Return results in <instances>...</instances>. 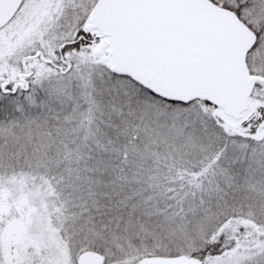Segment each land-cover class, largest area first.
I'll return each instance as SVG.
<instances>
[{
  "label": "snow or ice",
  "instance_id": "snow-or-ice-1",
  "mask_svg": "<svg viewBox=\"0 0 264 264\" xmlns=\"http://www.w3.org/2000/svg\"><path fill=\"white\" fill-rule=\"evenodd\" d=\"M0 264H264V0H0Z\"/></svg>",
  "mask_w": 264,
  "mask_h": 264
}]
</instances>
